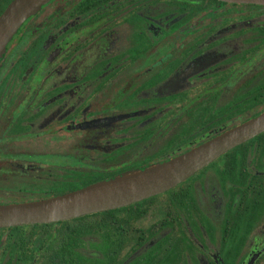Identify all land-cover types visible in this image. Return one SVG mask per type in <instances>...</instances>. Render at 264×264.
Wrapping results in <instances>:
<instances>
[{
	"label": "flooded vegetation",
	"instance_id": "obj_1",
	"mask_svg": "<svg viewBox=\"0 0 264 264\" xmlns=\"http://www.w3.org/2000/svg\"><path fill=\"white\" fill-rule=\"evenodd\" d=\"M262 111L263 3L47 0L0 56V205L146 169ZM214 160L107 226L106 244L94 233L92 263L257 264L264 152ZM13 226L0 264L60 263L47 245L22 261Z\"/></svg>",
	"mask_w": 264,
	"mask_h": 264
},
{
	"label": "water",
	"instance_id": "obj_2",
	"mask_svg": "<svg viewBox=\"0 0 264 264\" xmlns=\"http://www.w3.org/2000/svg\"><path fill=\"white\" fill-rule=\"evenodd\" d=\"M47 0H10L0 12V56L20 25ZM263 3L264 0H225ZM264 131V111L188 151L146 169L40 201L0 205V227L64 220L129 205L183 181L219 155ZM255 256L247 264L253 262Z\"/></svg>",
	"mask_w": 264,
	"mask_h": 264
},
{
	"label": "trees",
	"instance_id": "obj_3",
	"mask_svg": "<svg viewBox=\"0 0 264 264\" xmlns=\"http://www.w3.org/2000/svg\"><path fill=\"white\" fill-rule=\"evenodd\" d=\"M9 1L10 0H0V12ZM188 1L189 0H178V5L187 4ZM258 149L264 152V131L234 146L218 157L222 159L226 157L228 162L234 164H243L250 155ZM214 161L215 160L212 162ZM256 191L258 196H261L264 200V186L261 188L258 187ZM153 196L126 206L85 214L72 219L60 220L52 223L13 226V245H16V250L19 251V254L31 251L27 256H19L22 261L33 260V251H41L47 247H52L56 250L55 258L60 260L58 264H94L92 263L94 257H91L92 252L89 249V245H93L91 236L94 233L100 234L98 235L100 237L99 242L106 244L107 226H113L115 230L120 232L122 226L126 225L124 222V214L130 217V225H132L131 223H133V220L141 214V210L146 209L140 208V205ZM249 202L250 201H247V203ZM250 210V208H247L244 212L249 213ZM111 220H113V224L110 223ZM118 237L121 238L122 235L118 234ZM79 240L81 249H77ZM120 241L121 240H119V242ZM45 245H47V247H44ZM74 246H76L75 249ZM13 249L15 248L13 247ZM263 257L264 252L260 255L259 259ZM105 258L106 257L102 256L98 257V263L96 264H105Z\"/></svg>",
	"mask_w": 264,
	"mask_h": 264
},
{
	"label": "rangeland",
	"instance_id": "obj_4",
	"mask_svg": "<svg viewBox=\"0 0 264 264\" xmlns=\"http://www.w3.org/2000/svg\"><path fill=\"white\" fill-rule=\"evenodd\" d=\"M257 264H264V257Z\"/></svg>",
	"mask_w": 264,
	"mask_h": 264
}]
</instances>
